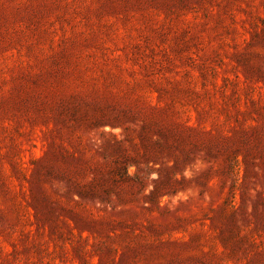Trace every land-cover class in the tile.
I'll return each instance as SVG.
<instances>
[{"label":"rangeland","instance_id":"1","mask_svg":"<svg viewBox=\"0 0 264 264\" xmlns=\"http://www.w3.org/2000/svg\"><path fill=\"white\" fill-rule=\"evenodd\" d=\"M0 264H264V0H0Z\"/></svg>","mask_w":264,"mask_h":264}]
</instances>
